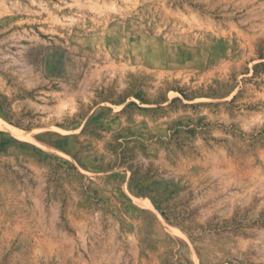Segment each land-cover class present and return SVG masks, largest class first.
<instances>
[{"label": "rangeland", "instance_id": "rangeland-1", "mask_svg": "<svg viewBox=\"0 0 264 264\" xmlns=\"http://www.w3.org/2000/svg\"><path fill=\"white\" fill-rule=\"evenodd\" d=\"M0 264H264V0H0Z\"/></svg>", "mask_w": 264, "mask_h": 264}]
</instances>
